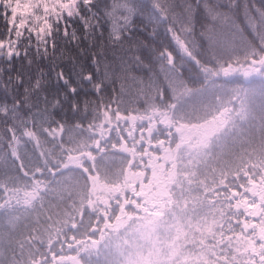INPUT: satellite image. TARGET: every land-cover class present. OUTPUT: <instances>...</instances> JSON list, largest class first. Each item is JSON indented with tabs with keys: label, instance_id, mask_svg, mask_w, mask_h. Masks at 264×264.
Masks as SVG:
<instances>
[{
	"label": "snow or ice",
	"instance_id": "1",
	"mask_svg": "<svg viewBox=\"0 0 264 264\" xmlns=\"http://www.w3.org/2000/svg\"><path fill=\"white\" fill-rule=\"evenodd\" d=\"M0 264H264V0H0Z\"/></svg>",
	"mask_w": 264,
	"mask_h": 264
}]
</instances>
